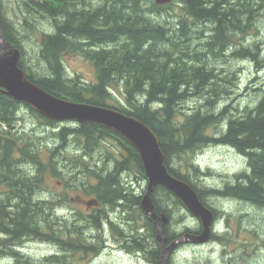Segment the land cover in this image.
Returning a JSON list of instances; mask_svg holds the SVG:
<instances>
[{
  "label": "trees",
  "instance_id": "1",
  "mask_svg": "<svg viewBox=\"0 0 264 264\" xmlns=\"http://www.w3.org/2000/svg\"><path fill=\"white\" fill-rule=\"evenodd\" d=\"M175 7L171 22L168 15ZM19 8L23 14L18 24L7 18L0 3V27L4 37L19 48L18 64L29 80L64 99L112 107L143 121L156 134L168 171L188 182L209 208L206 198L224 194L264 208V88L253 106L242 112H234L230 103L219 108L226 84H233L234 78L232 72L216 65L229 51L231 58H246L264 67L258 42L235 43L239 34L257 30L255 22L264 11V0H175L166 5L153 0H24ZM34 20L49 30L34 48L37 58L31 59L36 63L30 66L24 60L22 42L41 31ZM199 23L206 26L196 32ZM231 42L234 48L228 50ZM64 53L83 56L94 66L96 79L70 76L62 60ZM114 98L120 103L113 105ZM24 108L43 123L55 125L30 105L0 92V257L23 264H66L67 254L100 248L105 223L111 224L106 209L136 208L138 216L144 214L141 198L132 195L120 176L131 171L132 164L136 179L146 176L136 149L115 130L73 121V126L51 133L58 144L49 147L48 136L18 125L23 119L19 110ZM16 123L14 131L11 124ZM218 125L224 132L215 135L211 130ZM108 136L118 142V152L99 153L92 162L95 148ZM212 141L232 146L247 161V170L234 174L222 189L198 187L191 179L201 173L194 162L195 152ZM73 145L75 153L69 150ZM88 154L92 159L83 160ZM106 159L113 165L108 166ZM174 160L176 166L171 164ZM48 173L62 181L61 194L47 190ZM91 178L96 181L90 183ZM74 189L95 196L100 207L88 214L74 212L71 219L57 215V209L70 206L69 194ZM161 194L167 203L184 206L172 192L156 185L151 194L156 212L171 217L169 208L161 204ZM126 219L133 220L129 215ZM145 224L151 229L146 237L150 247L140 243L146 241L137 235L138 230L129 244L156 264L160 247L155 227L147 219ZM163 229L167 243L180 236L170 225ZM117 234L122 240L127 236L122 230ZM27 240L57 243L60 251L68 253H51L43 262L33 261L20 252Z\"/></svg>",
  "mask_w": 264,
  "mask_h": 264
},
{
  "label": "rangeland",
  "instance_id": "2",
  "mask_svg": "<svg viewBox=\"0 0 264 264\" xmlns=\"http://www.w3.org/2000/svg\"><path fill=\"white\" fill-rule=\"evenodd\" d=\"M0 3L7 18L19 24L23 14L19 8V3L24 6V0H0ZM176 10L177 8L175 7V11H172L174 13L168 15V17H170V20L168 19L169 21H174L172 17H176ZM263 12L264 11L261 10L260 15L257 16L259 18H256L255 24L257 30L251 29L246 33L239 34L240 36L235 42L238 44L240 41V43L245 46L253 45L258 42L261 50V57H264ZM34 22L36 25L39 24L37 26L41 31L31 33L29 38L24 39L25 42H22L24 49L23 57L30 66L36 63L35 58L37 57L33 56L34 48L37 46L39 39L43 36V32L49 30L44 23L35 20ZM204 26L206 25L203 23L197 24L195 29L196 32L197 30L201 31L204 29ZM226 46L228 50L233 49L232 42L231 45L227 44ZM228 54L229 51L224 55L225 57H222L221 60L216 63L219 69L225 68L229 70V72H232L231 77L234 78L232 80L233 84H226L227 93H225V98L222 102L220 101L219 108L223 107L225 103H230L234 112H242L244 108L253 106L255 100L258 98V94H262L261 90L264 88V67H256L254 62L252 63L251 60L246 58H231ZM62 60L65 70L70 76L75 77L79 75L86 81H94L96 79V70L94 66L83 56L76 53H64L62 55ZM257 88L260 89L257 90ZM116 96L117 95H115V98H117ZM115 98L111 102L113 105L120 103V101L115 102ZM19 111L21 112L20 117L22 116L23 119L21 120L22 124L18 123V125L20 127L23 126L25 130L35 129L39 136H48L46 141L49 147L58 144V142L51 137L52 132L59 130V128L63 126L74 125L73 120L54 121L55 125H47L27 108L23 110L20 109ZM14 126L17 127V123ZM12 130L15 131L14 128H12ZM211 131L216 133L215 135H220L224 132V128L218 125ZM116 148H118V142L115 139L109 136L103 137L99 143V149L95 148L94 150V159L92 162L97 161L98 156H100L99 153L103 154L105 152V154L109 155L115 154L118 152ZM74 149V145L69 148L71 153H75ZM194 158V162L199 166L201 173L198 177H191V179L198 187L225 188V185L233 181L234 174L247 170V161L243 155L239 154L236 149L218 142L212 141L210 144L201 147L195 152ZM90 159L92 158L88 154L83 160ZM106 160L108 166L113 165L112 160ZM175 160L171 163L172 166H176ZM95 170H97V168H95ZM137 174V169L135 165L132 164L130 173H123L122 176H120L129 186H132V189H135V196L144 193V191H141L146 188V183L143 180L139 181V183H135ZM128 180L134 181L135 185H132ZM95 181V178L89 180L90 183H94ZM45 184L47 190H50L54 194H61L63 192L64 185L62 181L55 176H50L49 173L46 176ZM69 197L70 206L57 209V215L67 216L68 219H71L74 212L88 214L94 211V207H100L98 203L87 207L86 201L95 198V196L84 193L82 189L70 191ZM160 200L163 207L169 208L170 210V214L168 215H171V221L166 224V226L170 225L172 230L179 233L186 227L195 229L200 226L199 220L193 216L185 206L167 203V198L163 194L160 195ZM206 201L216 209L220 217V224H216L214 227V230L217 232L216 238L204 244L189 243L182 245L174 252L172 264H264V208L242 201L234 196H227L226 194L218 198L208 197ZM131 205L132 204H130L129 207ZM70 207L73 211L69 210ZM106 210V214L110 216L109 221H111L112 225L107 222L105 223L104 230L102 231L103 241L102 243H98V245H101L100 248L98 247L97 251H87L86 253L78 251L71 254V257L67 254L64 261H67L68 264H152L145 256L133 253L132 251L129 252L130 250L128 249H123L121 243L122 238L117 234V232L121 230L127 234L124 240L129 244L130 240H132L129 234L138 230L141 232L138 236L142 240L145 239L147 244L142 241L140 243L149 248L151 243L146 237L150 235L151 229H147L145 224V220H149L148 217L144 214L138 216L136 208H133V210L127 209L128 211L126 209H122L121 211L119 208L112 210L110 208ZM119 211L121 213H119ZM128 215L131 216L133 220L130 219L127 221L126 217ZM188 217L189 220L187 221ZM89 243L92 242L89 241ZM129 247H131L130 244ZM61 248L63 249V247ZM20 252L27 258L37 262H43V258L51 253L59 255L68 253L60 251V244L35 240H27L24 245L20 247ZM0 264L23 263L11 257H0Z\"/></svg>",
  "mask_w": 264,
  "mask_h": 264
},
{
  "label": "water",
  "instance_id": "3",
  "mask_svg": "<svg viewBox=\"0 0 264 264\" xmlns=\"http://www.w3.org/2000/svg\"><path fill=\"white\" fill-rule=\"evenodd\" d=\"M166 5L175 0H153ZM20 50L3 35L0 27V92L33 107L39 114L53 121L73 120L79 123L93 122L111 128L124 136L136 149L148 179L146 192L139 205L144 214L157 228L160 254L156 264H168L179 243L203 244L209 239L213 212L200 199L197 191L185 180L171 174L164 161L165 154L153 130L140 119L108 106L87 102H75L54 95L26 77L19 66ZM155 185H161L172 192L200 220L201 232L185 233L167 243L161 236L160 227L168 221L164 212H156L151 200ZM95 198L86 201L87 206L96 205ZM161 222V224H160Z\"/></svg>",
  "mask_w": 264,
  "mask_h": 264
},
{
  "label": "bare ground",
  "instance_id": "4",
  "mask_svg": "<svg viewBox=\"0 0 264 264\" xmlns=\"http://www.w3.org/2000/svg\"><path fill=\"white\" fill-rule=\"evenodd\" d=\"M234 48V47H233ZM6 128V127H5ZM12 128H16L15 126H13L12 124H11V129ZM220 144H222V145H228V144H224V143H220ZM229 147H231V148H233L232 146H230V145H228ZM234 149V148H233ZM239 153V152H238ZM239 154H241V153H239ZM242 155V154H241ZM244 157V156H243ZM194 161H195V159H194ZM145 174V173H144ZM177 177V176H176ZM179 178V177H178ZM132 185H135L134 184V181H132V180H128ZM139 181H142V180H140V179H136V182L135 183H139ZM143 181H145V183H146V188H145V190H142L141 192H143L144 191V193L146 192V190H147V186H148V179L146 178V179H144ZM156 186V185H155ZM154 186V187H155ZM132 186H130V189H131V193H132V195H134V191H135V189H132L131 188ZM144 193H142V194H139V195H137V196H135V197H140V198H142V196H143V194ZM141 200V199H140ZM211 206V205H210ZM212 208V209H211ZM211 210H212V212H213V221H212V227H211V232H210V236H209V239L206 241V242H208L209 240H213L214 238H216V235H217V232L214 230V227L216 226V224L218 225V224H220V217H219V215L217 214V213H215L214 211H213V208L214 207H212L211 206ZM166 216H167V214L166 213H164ZM188 216H189V213H188ZM128 217V216H127ZM192 217V216H191ZM167 218H168V221L163 225V227H160V225H159V230L161 229L162 230V233H161V236L162 237H166V235L164 234V226L166 225V224H168L170 221H171V217L169 218L168 216H167ZM150 220V219H149ZM189 220V217H188V219H187V221ZM199 220V219H198ZM150 221H152V220H150ZM153 222V221H152ZM199 222H200V220H199ZM154 224V223H153ZM160 224H161V222H160ZM154 227H155V224H154ZM188 230H190V231H188ZM156 232H157V228L155 227V235H156V239H157V234H156ZM201 232V223H200V226L198 227V228H195V229H193V228H189V227H186V228H184L181 232H177V235H180V236H182L183 234H185V233H196V234H199ZM140 233L141 232H137V235H140ZM130 235V238H132L133 239V237L135 236V233H130L129 234ZM180 236H178V237H180ZM177 237V238H178ZM167 238V237H166ZM176 239V238H175ZM134 240V239H133ZM174 240V239H173ZM157 241H158V239H157ZM206 242H204V243H206ZM121 243H122V248L123 249H128V250H130L129 252H133V253H137V254H140V255H143L144 256V253L142 252V251H139V252H137V251H135L134 249H132L131 247H129V244L123 239L122 241H121ZM203 243V244H204ZM186 244H189L188 242H183V243H179L178 245H177V247H176V250L177 249H179L182 245H186ZM191 244V243H190ZM103 247V246H102ZM138 250H141V249H138ZM174 255H172L171 257H170V259H171V261H172V257H173ZM170 259H169V261H170Z\"/></svg>",
  "mask_w": 264,
  "mask_h": 264
},
{
  "label": "flooded vegetation",
  "instance_id": "5",
  "mask_svg": "<svg viewBox=\"0 0 264 264\" xmlns=\"http://www.w3.org/2000/svg\"><path fill=\"white\" fill-rule=\"evenodd\" d=\"M123 173L129 174V173H130V171H127V172H126V171H123Z\"/></svg>",
  "mask_w": 264,
  "mask_h": 264
}]
</instances>
